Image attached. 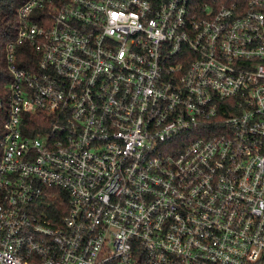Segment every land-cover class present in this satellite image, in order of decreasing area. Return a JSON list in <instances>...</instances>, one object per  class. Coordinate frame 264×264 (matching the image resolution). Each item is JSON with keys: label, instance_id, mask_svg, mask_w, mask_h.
Returning a JSON list of instances; mask_svg holds the SVG:
<instances>
[{"label": "built area", "instance_id": "obj_1", "mask_svg": "<svg viewBox=\"0 0 264 264\" xmlns=\"http://www.w3.org/2000/svg\"><path fill=\"white\" fill-rule=\"evenodd\" d=\"M14 14L0 264H264V0Z\"/></svg>", "mask_w": 264, "mask_h": 264}, {"label": "trees", "instance_id": "obj_2", "mask_svg": "<svg viewBox=\"0 0 264 264\" xmlns=\"http://www.w3.org/2000/svg\"><path fill=\"white\" fill-rule=\"evenodd\" d=\"M20 1L21 0H0V57L3 45L14 35L16 25L14 7ZM27 56H29V54H27ZM16 63L23 68L31 67L29 64L30 62H28L25 57L20 56V54L16 56ZM39 120V117H31L30 122L33 124L31 127H34V124Z\"/></svg>", "mask_w": 264, "mask_h": 264}]
</instances>
